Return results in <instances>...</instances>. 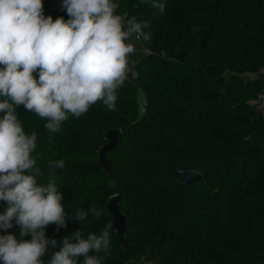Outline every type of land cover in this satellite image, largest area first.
<instances>
[{
  "label": "trees",
  "instance_id": "obj_1",
  "mask_svg": "<svg viewBox=\"0 0 264 264\" xmlns=\"http://www.w3.org/2000/svg\"><path fill=\"white\" fill-rule=\"evenodd\" d=\"M62 2L43 0L45 17L67 20ZM114 2L125 19L148 21L150 40L140 42L151 51L136 63V81L118 90L115 110L97 102L49 139L45 120L16 109L25 132H37V182L51 176L64 197L66 225L46 227L56 245L42 260L78 230L99 235L119 196L127 248L112 228L102 264H143L132 259L145 248L160 264H264V113L250 105L264 79L245 76L264 66V0H162L163 13L150 2ZM110 129L122 131L109 153L113 175L98 165ZM59 159L65 167L50 170L48 161ZM189 168L203 180L178 184L174 169ZM6 208L0 201V214ZM78 209L89 213L82 222ZM12 223L0 235L19 237Z\"/></svg>",
  "mask_w": 264,
  "mask_h": 264
},
{
  "label": "clouds",
  "instance_id": "obj_2",
  "mask_svg": "<svg viewBox=\"0 0 264 264\" xmlns=\"http://www.w3.org/2000/svg\"><path fill=\"white\" fill-rule=\"evenodd\" d=\"M149 2L164 12L162 0H139ZM62 8L69 18L53 20L45 17L43 0H0V201L7 203L0 229L12 228L13 220L19 227V237L0 235V264H45L42 257L56 245L46 227L66 225L54 179L37 182V132H25L17 106L46 121L49 139L70 116L79 119L97 102L114 111L117 92L132 72L135 42L150 40L148 21L125 19L114 0H63ZM48 167L63 169L65 161L50 160ZM89 211L97 218L103 214L96 206ZM88 214L78 209L74 218L82 222ZM111 229L108 223L99 235L84 238L78 230L64 237L47 264H102Z\"/></svg>",
  "mask_w": 264,
  "mask_h": 264
},
{
  "label": "water",
  "instance_id": "obj_3",
  "mask_svg": "<svg viewBox=\"0 0 264 264\" xmlns=\"http://www.w3.org/2000/svg\"><path fill=\"white\" fill-rule=\"evenodd\" d=\"M122 135V131L119 129H110L107 131V142L103 144L100 153L98 165L103 167L107 173L113 175L112 164L109 158V153L114 151L118 145L119 139ZM174 174L179 176L178 184L182 186H191L197 182L203 180V174L199 169H174ZM120 197L114 196L110 199L107 205L108 211L112 217V228L116 230L120 242L127 248V242L125 238L126 232V217L121 212L118 201Z\"/></svg>",
  "mask_w": 264,
  "mask_h": 264
},
{
  "label": "built area",
  "instance_id": "obj_4",
  "mask_svg": "<svg viewBox=\"0 0 264 264\" xmlns=\"http://www.w3.org/2000/svg\"><path fill=\"white\" fill-rule=\"evenodd\" d=\"M151 51L149 49H144L143 53L144 54H148ZM246 77H261L264 79V66L261 67V69L256 73V74H250L247 73L245 74ZM250 105H252L255 109L261 111L262 113H264V89L257 95V97L255 99H252L250 101Z\"/></svg>",
  "mask_w": 264,
  "mask_h": 264
},
{
  "label": "rangeland",
  "instance_id": "obj_5",
  "mask_svg": "<svg viewBox=\"0 0 264 264\" xmlns=\"http://www.w3.org/2000/svg\"><path fill=\"white\" fill-rule=\"evenodd\" d=\"M135 70L132 68V72L129 74V79H134L133 81H136L135 80ZM227 80H229V76L227 75ZM143 98L140 97V101H142ZM141 261L143 264H160L161 261L156 258V257H151L150 256V250L148 248H145L144 251H143V256L140 258V260L138 259H132V261Z\"/></svg>",
  "mask_w": 264,
  "mask_h": 264
},
{
  "label": "crops",
  "instance_id": "obj_6",
  "mask_svg": "<svg viewBox=\"0 0 264 264\" xmlns=\"http://www.w3.org/2000/svg\"><path fill=\"white\" fill-rule=\"evenodd\" d=\"M117 14H120L119 11L117 10ZM121 15V14H120ZM124 17V16H123ZM125 18V17H124ZM134 40V38H133ZM135 42V41H134ZM135 46H136V52L134 55H132L130 57V60L132 62V68L134 69L135 68V65L136 63L142 58L143 56V49H144V46L142 45V43L139 41V42H135ZM135 70V69H134ZM135 77H136V74H135ZM129 78V77H128ZM134 80V79H132Z\"/></svg>",
  "mask_w": 264,
  "mask_h": 264
}]
</instances>
